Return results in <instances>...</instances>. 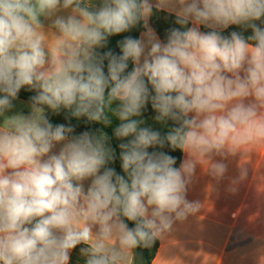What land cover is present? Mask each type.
<instances>
[{
	"label": "clouds",
	"instance_id": "1",
	"mask_svg": "<svg viewBox=\"0 0 264 264\" xmlns=\"http://www.w3.org/2000/svg\"><path fill=\"white\" fill-rule=\"evenodd\" d=\"M153 8L185 30L162 42ZM262 20L264 0H0V264H69L78 245L86 264H132L134 249L197 214L201 203L187 199L197 165L219 181L226 160L264 146ZM140 22L119 55L97 52ZM233 25L251 35L221 34ZM25 87L36 92L30 114L6 115ZM149 102L157 121L177 125L164 137L139 119ZM48 110L105 125L117 117L114 135L130 138L119 145L126 178L108 167L105 135H72ZM166 143L185 154L178 167L149 151Z\"/></svg>",
	"mask_w": 264,
	"mask_h": 264
},
{
	"label": "crops",
	"instance_id": "2",
	"mask_svg": "<svg viewBox=\"0 0 264 264\" xmlns=\"http://www.w3.org/2000/svg\"><path fill=\"white\" fill-rule=\"evenodd\" d=\"M102 2L91 0L95 8ZM44 23L49 28L50 21ZM149 26L153 29L150 19ZM23 89L36 95L35 90ZM13 104L14 108L6 115L30 114V102L18 96ZM246 152L248 155L244 157L238 154L225 161L228 171L219 181L197 165L187 199L199 201L202 207L185 222H177L174 230L159 240L152 264H264V146L249 145ZM241 160L247 169L243 180H239ZM234 180L238 183L232 192L229 188ZM89 183L85 182L86 188ZM132 256L133 263L134 250Z\"/></svg>",
	"mask_w": 264,
	"mask_h": 264
},
{
	"label": "trees",
	"instance_id": "3",
	"mask_svg": "<svg viewBox=\"0 0 264 264\" xmlns=\"http://www.w3.org/2000/svg\"><path fill=\"white\" fill-rule=\"evenodd\" d=\"M151 26L153 29L158 33L161 40L163 42H166L167 36L172 29H180L181 31L185 30L184 27H181L176 23V16L174 14L165 12V11H157L155 8H153V14L150 17ZM258 26L264 27V20L257 21L256 22ZM187 27H191V24L187 25ZM145 30L143 26V22H140L137 24L135 28H133L131 31L122 33L117 36L109 37L107 45L104 48L97 49V52L100 55H103V53L107 51H112L114 54L119 55L120 54V48L118 45V42L124 39L126 36H132L133 38H139L141 33ZM203 31H210V29L203 28ZM236 31L241 33L245 38H247L249 35H251L250 29H245L241 26H230L228 29L224 30L221 34L224 36H228L231 32ZM105 67V73L107 72V61L104 62ZM132 65L129 64V71L131 70ZM18 96L21 99H24L31 103V97L34 96L32 92L26 89H21ZM48 118L50 122L53 125L57 124H64L65 126H72L74 128V132L72 135H80L83 132H89L93 135H105L107 137V146L110 147L113 150L114 153V160L110 162L108 167L114 168L115 171L122 176H125L126 174L123 172L121 167V159H120V153L121 149L119 145L121 143H127L128 139H118L114 135V129L119 125L120 121L117 117L112 115L111 113H108V118L111 121L110 124H103L98 122H89L85 117L81 118H73L71 117L70 113L66 110H61L58 114L53 113L50 110L47 111ZM157 113L152 109L151 103L149 102L146 107L142 110V115L139 117V119H142L144 121L143 126L149 127L154 131H157L160 133L161 137L166 136V134L177 125L171 121H157L155 119V116ZM149 151H162L165 152L171 156H174L176 158V167H178L183 160V152H181L179 149L172 150L170 146L166 143L163 148L155 147L149 149ZM130 227H133L131 223H129ZM160 246L159 240H157L150 248H143L138 247L134 249V259L132 264H152L153 260L155 259L158 249ZM86 247L85 245H78L76 249H74L69 264H86V257L82 255L80 249Z\"/></svg>",
	"mask_w": 264,
	"mask_h": 264
}]
</instances>
